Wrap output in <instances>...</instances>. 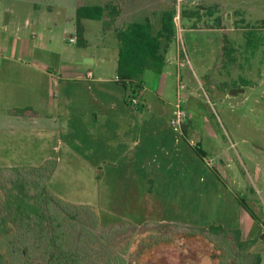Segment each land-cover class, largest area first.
<instances>
[{"label":"rangeland","instance_id":"obj_1","mask_svg":"<svg viewBox=\"0 0 264 264\" xmlns=\"http://www.w3.org/2000/svg\"><path fill=\"white\" fill-rule=\"evenodd\" d=\"M108 1L113 0H2L20 14L18 30L0 24V169L38 168L56 161L49 190L67 203L93 208L98 216L94 238L84 236L85 243L110 242L117 250L128 245L132 254L141 241L173 239L145 252L142 264H218L223 256L217 247L223 244L217 237L187 236L212 224L239 229L244 240L255 237L239 260L251 263L259 255L264 264V44L246 54L240 30L264 21V0H121V16L111 25L84 21L91 31L85 35L88 47L70 43L74 7ZM171 5L178 37L167 58L177 49L185 54L183 63L188 61L180 69L187 136L183 139L169 125L176 77L168 70L144 74L148 109L139 112L126 110L122 87L106 85L113 91L114 106L95 120L91 102L100 88L95 80L115 74L116 61L110 59L111 47L118 43L115 29L149 19L156 32L161 13ZM196 8H209L210 15L200 14L195 21L181 18L183 10ZM42 13L49 17L42 28L25 24V18ZM259 36L264 38V30ZM25 43H42L43 51L34 58L19 56ZM97 47H108V58L98 55ZM231 47L237 51L233 64L225 51ZM41 62L69 81L59 86L47 74L35 73L33 66ZM88 70L91 80L73 81ZM235 89L241 92L230 95ZM57 103L64 109L62 119L53 112L46 118L49 105L55 111ZM25 106L39 113L32 120L14 116L13 110ZM132 114L135 118H129ZM191 141L199 142L203 157L196 155ZM31 174L23 176L30 188ZM102 213L114 223L99 220ZM232 258L224 261L232 264ZM11 261L0 255V264Z\"/></svg>","mask_w":264,"mask_h":264},{"label":"trees","instance_id":"obj_2","mask_svg":"<svg viewBox=\"0 0 264 264\" xmlns=\"http://www.w3.org/2000/svg\"><path fill=\"white\" fill-rule=\"evenodd\" d=\"M200 9L189 12L183 10L180 16L182 19L195 21L201 18L200 14L210 15L209 8L205 12ZM120 11L119 6L112 3L77 6L74 15L76 45L83 47L86 44L83 38V21L109 19L113 22ZM175 16V5L163 10L160 28L155 33L149 20L115 29L118 41L116 84L125 92L124 104L129 111L145 109L133 106L132 100L142 95V76L146 71L156 74L163 71L166 54L175 41ZM240 30L246 41L243 45L246 54V51L264 44V38L259 36L264 30L263 20L256 21L253 26L244 25ZM225 51L227 59L232 64L236 62L237 51L232 47ZM13 114L21 117L36 115L31 109H15ZM188 127L189 123L185 121L182 124L183 139L188 134ZM192 148L198 157H203L199 143ZM55 162L47 161L38 168L11 169L15 172L12 177L9 174L11 170L0 169V255L13 260L12 264H36L31 259L37 260V264H142L141 258L145 252L161 243L171 242V237L160 240L150 238L147 242L141 241L132 254H128V245L117 250L110 242L95 245L98 243H94L95 239H92L85 243L84 236L94 238L98 216L93 208L67 203L49 190L47 181L55 169ZM31 172L33 185L30 188L23 176ZM8 184L11 185L10 188H7ZM147 190L151 192V188ZM244 210L250 218H255L250 208L246 207ZM99 215V220L114 223L105 213ZM187 234L189 238L201 236L209 239V235L217 237L223 244V248L217 247L223 256L218 264H228V261H224L227 256L235 260L230 262L232 264H261L259 255H255L251 263L239 260L248 254L256 242L255 239L244 240L239 229H226L212 224L206 229L193 230Z\"/></svg>","mask_w":264,"mask_h":264},{"label":"crops","instance_id":"obj_3","mask_svg":"<svg viewBox=\"0 0 264 264\" xmlns=\"http://www.w3.org/2000/svg\"><path fill=\"white\" fill-rule=\"evenodd\" d=\"M0 1H1V3H0V24H1V26H3V29H7L10 26L14 25V26H16V30H18L19 14L20 13L18 12V10H15L12 6H8V4H6V3L4 4L2 2V0H0ZM11 1H13V0H11ZM158 1L160 2V0H154L155 4H158ZM105 3H112L114 5H118L119 8L121 9V6H120L121 0H113V1H108V2H105ZM121 13H122V10L120 11V14H119L118 17L121 16ZM45 15H47V14L42 13V14L38 15L37 17H35V19L34 18L33 19L32 18H30V19L29 18H25L24 19V22L27 25H35V26H38V27L42 28V26L44 25V21L45 20L46 21H49V19H47V18H49L48 15L47 16H45ZM74 15H75V7H74V10H73L72 15H71V16H73V26H74L72 28V32L73 33L75 32ZM100 21H102V20H100ZM64 22H65V26H67V16L64 17ZM104 22L110 23V25H111V23H113L114 21L113 22H110L109 19H104ZM82 25H83V38H84V41H85L86 44H85V46L80 47V48H86V47H88L89 43H88V40L86 39L85 35H86L87 32H91V31H90L89 27H87V28L85 27V22L84 21L82 22ZM39 35H41L40 37H42L43 33L40 32ZM33 37L36 38V36H33ZM177 37H178V35L176 33L175 40L177 39ZM35 38H33V39H35ZM42 38L44 39V36ZM39 47H40V50H39ZM111 50L112 51H110L111 52L110 59L115 60L117 62L118 43H117V46H112L111 47ZM41 51H43V44L42 43H40L39 45L34 44L32 47L31 46H26V43H25V47L24 48L21 47V49L19 50L18 54H19V56H24V57L32 56V58H34V56H36V54H38V52H41ZM97 51L99 52L98 55L102 56L104 59H105V57L108 58V56H109V54H108V52H109L108 47L107 48H105V47H97ZM6 52H7V50L5 51V54H6ZM70 54H72V53L70 52ZM173 57H174V55H171V56H169V58H167V54H166V62H165V66H164V70L163 71L168 70V73L167 74H169V75L170 74L171 75H175V77H176V74H177L176 73L177 72V69L176 68L177 67H176V64H175V62L173 60ZM101 61H103V59H101ZM116 62L114 63V67H112V69L115 72L113 78H111V79H104V78L100 79L99 78V79L95 80L96 81L95 84L96 85H99V87H100L98 89V93L99 94L94 95V97L92 98V102H91L92 103L91 109H94V111H95L93 113V115L95 116V120H99V117H105L106 116L105 113H104L105 110H107L109 107L112 110V108L114 106L113 91H109V88H111V87H105V86L106 85H109L111 83L116 84V82H115V77H116ZM41 64L42 65L40 67H34L33 66V70H34L35 73H39L41 75L47 74L49 76V78H53L54 80H57L59 86L62 83L69 81V80H66L65 78L61 77L59 74H56L57 73L56 71H58L57 68L56 69L55 68H52L49 65L45 64L44 62H41ZM29 67L30 66H28V68ZM146 72L144 74H146ZM150 72H152V71H150ZM88 73H91V71L88 70L87 72H85L83 79H81V80H75V79H73V81H85V80L88 81V80H91L93 78V75L91 73V76L89 77L88 76ZM263 75H264V73H262L261 76L263 77ZM143 78H144V75L142 76V87H143L142 95L137 99V101H138L137 108L138 107L139 108L140 107H144L145 108L144 110H146V109H148V105H147L146 99L143 96L144 93H145V90H146L145 85L143 83ZM176 85H177V79H176V82H175V93H176ZM1 91L2 90L0 89V93H1ZM226 95H227V93L225 94V96ZM123 102H124V99H123ZM52 106L53 105H51V104L49 105V113H47L48 116H46V118H49L50 116H52L51 112H53V113H55L54 116H56L58 118V121H59L60 119H62L61 116L64 115V113H62L61 110H64V109L58 103H57V107H56L55 111L52 110ZM17 109H19V108H17ZM24 109H31L35 113H39L37 110L33 109L30 106H25ZM126 110L128 112H132V111H129L128 109H126ZM136 111L139 112L141 110H136ZM134 116L135 115L132 114L129 118H131V117L133 118ZM27 119L28 120H30V119L32 120L33 117L32 118L29 117ZM22 121L23 120H19V122L22 123V125H26L27 124V123H23ZM197 143H199V142H197ZM96 168H98V167H96ZM250 239L253 240V239H255V237L254 238H250ZM261 264H262V261H261Z\"/></svg>","mask_w":264,"mask_h":264},{"label":"built area","instance_id":"obj_4","mask_svg":"<svg viewBox=\"0 0 264 264\" xmlns=\"http://www.w3.org/2000/svg\"><path fill=\"white\" fill-rule=\"evenodd\" d=\"M178 14V11H177ZM176 17V16H175ZM175 19V18H174ZM70 43H76V38L75 37H70L69 38ZM180 54H182V59H180ZM186 59L185 54H183L180 50L178 51L176 49V55L173 57V60L176 64V69H177V74H176V79H177V85H176V100L174 102V111L171 115V118L169 120V125L172 128V130L179 136H182V124L185 121L186 118V113L184 111V100L181 98L180 92L185 89V86L182 84L181 79H180V69L185 66V64L188 63L186 60L185 63H183V60ZM88 76H91V73H88ZM118 80V77H115V82ZM132 105L137 107L138 106V101L137 99L132 100ZM194 142L191 141L189 145L193 146Z\"/></svg>","mask_w":264,"mask_h":264},{"label":"water","instance_id":"obj_5","mask_svg":"<svg viewBox=\"0 0 264 264\" xmlns=\"http://www.w3.org/2000/svg\"><path fill=\"white\" fill-rule=\"evenodd\" d=\"M238 92H241L240 90H231L230 92H229V94L230 95H236Z\"/></svg>","mask_w":264,"mask_h":264}]
</instances>
